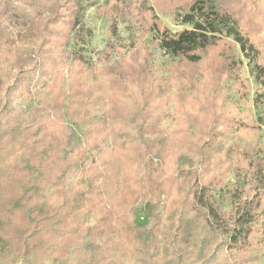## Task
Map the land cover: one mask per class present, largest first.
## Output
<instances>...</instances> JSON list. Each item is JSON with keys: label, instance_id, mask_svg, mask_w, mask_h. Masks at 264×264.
I'll use <instances>...</instances> for the list:
<instances>
[{"label": "trees", "instance_id": "16d2710c", "mask_svg": "<svg viewBox=\"0 0 264 264\" xmlns=\"http://www.w3.org/2000/svg\"><path fill=\"white\" fill-rule=\"evenodd\" d=\"M158 1L0 0V264L264 263V0Z\"/></svg>", "mask_w": 264, "mask_h": 264}, {"label": "rangeland", "instance_id": "374dc122", "mask_svg": "<svg viewBox=\"0 0 264 264\" xmlns=\"http://www.w3.org/2000/svg\"><path fill=\"white\" fill-rule=\"evenodd\" d=\"M104 1L105 0H99V3H103ZM169 1L170 0H160L158 2L160 4V6L163 7V6H167ZM159 19H160L162 25L167 30H169L171 32H176V31H179L182 28L186 27V26H181L179 24L172 22L168 17L159 16ZM86 26L91 30V36L86 40V44L84 47L86 48L88 56H90V58H95L94 57L95 52L102 50L106 45L110 44L112 42L113 38H111L107 35L108 27H107L106 21L103 19L97 18L94 14L93 8L88 9V11L86 12ZM118 35H119V37H118L117 41L120 42V44L127 46L128 45V41H127L128 30L126 29L125 25L121 24L119 26ZM220 49H221V47L219 48V50ZM235 51H233V53H238L237 50H235ZM218 52L219 51L215 52L216 57H217ZM236 57L239 58L240 60H242L244 62V64L246 63L244 58L241 55L238 54V56H236ZM165 61H166L165 56L162 54H159L157 57V60H156V66L160 67L161 65H163V63ZM155 75H156V78L165 76L164 72L161 70L156 71ZM240 76L242 79L248 81L249 91H250L249 94H251V96H252L255 92L256 87L252 81V78L248 74L247 69H244V71H242L240 73ZM232 83H233L232 81L229 83H224L223 88H224V91L225 90L227 91L228 101L234 102L238 105L239 104L238 97L235 95V91L230 87ZM225 104H227V103H225ZM259 135H260V138H257V139L254 138L253 139L254 144H257L259 146H264V140H263L264 130L263 129L261 130ZM247 142H249V141H247ZM233 186H234V181H233L232 175H230V177L227 181V187L224 188L221 192H219L217 194V197L219 199H223L233 189ZM261 264H264V263H261Z\"/></svg>", "mask_w": 264, "mask_h": 264}]
</instances>
